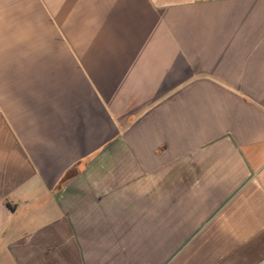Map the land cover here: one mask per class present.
I'll return each mask as SVG.
<instances>
[{
    "label": "crops",
    "instance_id": "crops-1",
    "mask_svg": "<svg viewBox=\"0 0 264 264\" xmlns=\"http://www.w3.org/2000/svg\"><path fill=\"white\" fill-rule=\"evenodd\" d=\"M12 40L0 264H264V0H0Z\"/></svg>",
    "mask_w": 264,
    "mask_h": 264
},
{
    "label": "rangeland",
    "instance_id": "rangeland-1",
    "mask_svg": "<svg viewBox=\"0 0 264 264\" xmlns=\"http://www.w3.org/2000/svg\"><path fill=\"white\" fill-rule=\"evenodd\" d=\"M57 32H58V28L56 27V25H53L51 27V29H49V33H50V42L52 43L51 46L53 47H57L59 46V36H57ZM20 42L19 41H14L12 40L9 45L7 47H3V48H0L1 50H4L6 52H10V53H18L17 50H14L15 48H17L18 46H20ZM7 49V50H6Z\"/></svg>",
    "mask_w": 264,
    "mask_h": 264
}]
</instances>
